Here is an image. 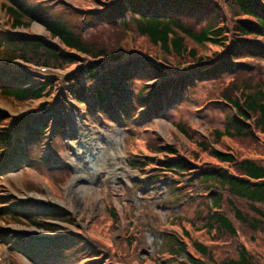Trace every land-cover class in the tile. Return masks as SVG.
<instances>
[{
	"label": "rangeland",
	"instance_id": "374dc122",
	"mask_svg": "<svg viewBox=\"0 0 264 264\" xmlns=\"http://www.w3.org/2000/svg\"><path fill=\"white\" fill-rule=\"evenodd\" d=\"M20 1L34 9L36 6L35 10L38 12L40 7H48L43 14L65 18L68 24L76 25L77 21L82 30L86 22H93L94 26L87 33L100 30V43L104 41L102 45L108 50L112 46L116 51L124 50L123 53L136 50L137 47L147 49L148 54L153 55L152 64L162 69L160 74L163 78L150 79L148 74L132 77L127 84L121 82V87L126 89L127 94L136 93L145 86H153L151 90L146 88L152 98L156 92L162 91L165 83L171 82L172 71L186 72L206 65L197 66L188 60L177 61L168 57L158 47L149 45L147 39L138 37L132 28L123 30L126 45L119 46L116 37L110 38L105 27L102 32L103 26L95 21V18L102 16L99 13V0ZM0 2L10 5L9 0ZM223 10L228 14L224 6ZM213 11L214 9L201 14L200 17L197 15L201 11L192 15L183 13L182 22L198 30L213 21ZM82 13L86 14L82 16ZM7 21L8 17L1 8V29H4ZM24 32L46 38V32L37 23ZM186 44L187 49L195 48L193 44ZM196 54L204 62H212L223 56L220 48L210 45L196 47ZM157 58L162 59L163 65L156 63ZM247 67L239 74L234 72L233 75H222L215 81L202 79L198 83L187 84L175 95L170 92L164 95L161 93V100L164 99L166 104L162 103L160 108L153 109L156 113H150L147 120L144 119L146 110H142L138 102L130 107L127 105L129 110L134 111L130 119H136L131 122L124 121L121 112H118L114 121H100L87 116L77 106L69 103L65 106V127L58 132H52L48 128L43 135L27 133L22 128V124L27 122H32L34 127L42 122L40 118L43 114L36 111L33 103L12 105L3 101L0 96V106L4 107L7 119L10 120L5 128L19 130L15 134L21 145L13 148L12 155L5 158L0 167V264H85V261L93 258V244L100 246L111 256L107 257V261L103 256L97 264H159L160 261L167 260L162 252L151 256L160 245L159 234L165 232L182 236V229L189 231L193 240L198 237V240L213 250L214 264L236 258L237 243L244 246L253 260L256 259V264H264V233L246 236L239 234V238H233L235 247L218 250V246L230 243V236L215 230L207 235L205 229L201 230L208 211L205 202L196 197V193L188 185L191 180L184 184L183 179H178V176L168 172L164 176L166 172L156 170L164 169L157 165L165 158L154 153L155 147L169 145L178 151L182 159L196 162L202 168L209 167L210 163L215 162L199 152V141L220 151L264 157L263 132H256L258 141H252L249 137H220L218 143H214L215 136L212 134L214 131H222L225 117L232 113L222 102V93L227 89L230 93L231 84L242 83L254 89V86L261 83V87H264L263 58ZM194 77L193 75L192 78ZM234 92L233 95H236ZM54 115L53 110L50 116ZM2 130L4 129L0 128ZM47 144L50 148H47ZM106 150L114 160L110 170L103 164ZM194 154H197L195 160ZM150 158L159 159L156 166L148 165L147 170H133L130 167L133 161L147 162L146 159ZM42 160H50V164L46 165ZM138 163L135 165L138 166ZM169 175L176 177L175 185L182 183V191L191 201L189 199L184 202L182 198V206L165 203L169 187L173 185ZM107 209L116 214L115 224L110 223ZM223 210L227 213L229 208L223 205ZM20 215L29 216L28 221L34 220L33 218L47 219L44 224L55 227L56 231L46 232L31 227L25 221L26 218ZM173 217H178V220L174 222ZM197 228L199 231L194 230ZM184 241L188 243L187 250L192 257L205 260L194 253L185 237ZM122 244L125 247H121ZM25 249L36 251L32 255L34 259L24 254ZM40 250H45L47 254H40ZM145 255H150L151 260L149 257L144 258ZM175 259L176 262H183L185 258L181 255ZM206 264L212 263L207 261Z\"/></svg>",
	"mask_w": 264,
	"mask_h": 264
},
{
	"label": "trees",
	"instance_id": "16d2710c",
	"mask_svg": "<svg viewBox=\"0 0 264 264\" xmlns=\"http://www.w3.org/2000/svg\"><path fill=\"white\" fill-rule=\"evenodd\" d=\"M9 1L10 5L7 6L1 3L9 21L4 24V29L0 28V65L11 67L15 60H19L21 64L14 71L5 69L0 75V96L3 101L12 105L33 103L36 111L43 114L40 118L42 122L36 127L32 122L22 124L27 133L43 135L48 128L52 132L63 129L67 121L65 106L69 103L81 108L87 116L100 121H114L117 112H121L122 119L131 122L136 119H130L134 111H130L129 107L138 102L139 107L146 110L144 119L147 120L150 113L160 108L162 103L166 104L164 99L161 100V93L164 95L170 92L175 95L187 84H195L202 79L215 81L222 75H233L234 72L239 74L245 67L252 65V62L262 58L264 60V0H99L104 15L95 18V21L103 26L102 32L105 27L110 38L116 37L119 46L126 45L123 30L132 28L138 37L147 39L149 45L158 47L168 57L177 61L188 60L197 66L206 64L186 72L172 71L171 82L165 83L162 91L156 92L152 98L146 88L151 90L153 86H145L136 93L127 94L120 83L127 84L132 77L148 74L150 79L163 78L160 74L162 69L152 64L154 58L148 54L147 49L137 47L136 50L123 53L124 50L116 51L112 46L108 50L102 45L104 41L100 43V30L89 33L90 27L94 26L91 21L86 22L82 30L77 21L76 25L68 24L65 18L43 14L48 7L37 6L38 12L35 10L36 6L34 9L20 0ZM212 9L213 21L198 30L182 22L183 13L192 15L201 11L197 15L200 17ZM85 14L82 13V16ZM33 23L44 29L45 39L35 38L28 32L18 33L28 30ZM186 43L193 44L195 48L187 49ZM110 44L113 45V42ZM205 45L220 48L223 56L212 62H204L201 56L197 57L196 47ZM155 60L160 66L163 65L162 59ZM38 67L47 68L50 72H36L34 69ZM233 88L235 92L232 91ZM227 90L222 93V102L232 113L225 117L226 122L221 132H212L215 136L214 143H218L220 137H249L252 141H258L256 132L264 133V87L260 83L251 89L242 83H233L230 86L231 92ZM53 110L55 115L51 117ZM251 118L252 125L249 124ZM9 121L0 114V126L5 127ZM7 130L8 133L0 136V148L6 147L15 133L19 132L15 129ZM197 148L215 163L202 168L196 162L182 159L178 151L169 145L155 147L154 153L165 158L157 165L164 169L156 170L166 172L164 176L168 175L167 172L178 176V179H183L184 184L191 180L188 185L192 187L196 197L205 202L208 211L201 230L205 229L207 235L215 230L230 236V243L218 246V250L235 247L234 239L239 238V234L246 236L264 233V157L220 151L199 141ZM196 157L197 154H194L193 160ZM146 161H133L130 167L133 170H147L148 165L156 166L159 159L150 158ZM137 163L138 166L135 165ZM169 178L173 185L169 187L164 201L171 206H182V198L186 202L190 198L183 193L182 183L174 184L176 177L169 175ZM223 205L229 208L227 213L224 212ZM106 213L110 223L115 224L117 218L114 211L107 209ZM20 217H25L31 227L46 232L56 231L55 227L45 225L47 219L33 218L34 220L28 221L29 216ZM172 220L175 222L178 217H173ZM194 230L199 231L198 228ZM182 233V236L165 232L159 234L160 245L151 256L162 252L167 260L160 261L159 264H206L207 261L214 264L213 250L208 245L198 240V237L193 240L187 230L182 229ZM184 237L194 253L205 260L189 254ZM123 246L125 244L121 245ZM92 249L93 258L85 261V264H97L103 256L106 261L107 257L111 258L108 252L96 244L92 245ZM235 249L236 258H229L218 264H256V259L253 260L243 245L237 243ZM40 251V254H47L45 250ZM24 252L34 259L32 255L36 253L35 250L25 249ZM181 255L185 261L176 262L175 258ZM151 256L145 255L144 258L149 257L151 260Z\"/></svg>",
	"mask_w": 264,
	"mask_h": 264
},
{
	"label": "bare ground",
	"instance_id": "6f19581e",
	"mask_svg": "<svg viewBox=\"0 0 264 264\" xmlns=\"http://www.w3.org/2000/svg\"><path fill=\"white\" fill-rule=\"evenodd\" d=\"M104 159H105V163L103 162V164L105 166H107L108 170L112 169L114 160L112 159L111 155H109V153H107V150L104 152Z\"/></svg>",
	"mask_w": 264,
	"mask_h": 264
}]
</instances>
